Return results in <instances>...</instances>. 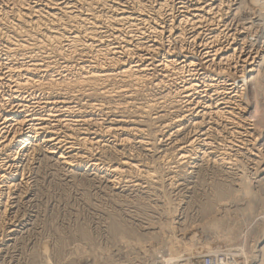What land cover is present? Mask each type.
I'll return each instance as SVG.
<instances>
[{"label": "bare ground", "instance_id": "1", "mask_svg": "<svg viewBox=\"0 0 264 264\" xmlns=\"http://www.w3.org/2000/svg\"><path fill=\"white\" fill-rule=\"evenodd\" d=\"M209 2V0H0V226L5 224L13 203L23 195L20 192L22 189L19 190L26 185V182H24L25 173L22 160L25 156V165L31 164L29 161L33 160L34 153L36 152L31 151V148L32 150H38L37 152L41 151L42 154L44 153L50 159L52 158L55 162L57 161V164L61 163L65 169L81 168L87 171L89 169L104 173L103 175L107 176V182L113 185V187L119 183L120 176L124 170L140 169L142 162L139 164L140 161L136 162L131 158L125 157L123 154H125L124 151L127 150L126 147L128 146H126L125 141L130 142L132 134H135L134 131L139 134L142 128L140 129V125L136 123L137 120L135 118L133 121H128L132 119L131 116L129 118V113H126L129 119L126 118V115L123 113L126 110L122 111L120 106L124 108L126 103H134V100L133 102L128 101V99H134V96H131V94L135 95L133 90H128V86L132 85H129L130 82H135L134 84L139 85L140 83L138 82L140 81L149 82L151 77L156 75V72L162 78L158 80L160 81L158 83L161 84V87L168 89L166 91L170 94L168 95L167 93V100L172 98L170 102L176 109L173 110L172 108V112L170 109L171 113L168 110L170 113H168V119L159 118L156 120L155 118L157 117H153L149 120V122L151 121L149 124L152 127L151 129L154 128L156 131L155 138L157 136L162 138H165L163 136L169 137L173 134V130H181V125L185 127L189 123L191 124L189 126L192 127L182 135V141L180 138H178L180 141L177 140L176 137V140L179 141L178 144L174 143L177 142L176 140L174 142L172 141L173 139L171 140L173 142L172 145L175 144L171 148L175 150L171 149L170 151L169 146L167 147L169 149L161 151L157 164L164 165L168 157H171L172 160L174 156L178 157L173 161L176 163L174 166L169 167L168 161L166 162L168 175L175 172V167H177V170H181L179 164L186 163L184 166L190 168L201 155L203 156V146L206 141L203 142L204 144L200 142L209 134H206L202 140L203 131L200 132L201 130L198 128L202 121L199 118H203L202 114L205 113L206 107L207 109L209 107L215 115L219 114V117L224 112L230 115L228 119H224L228 124L232 125V127L228 126L227 129L236 128V125L239 124V122L236 124L237 121H233L234 119L232 118L234 116L236 118V115L240 113L236 109H239V111H242V109L244 111H251V117L254 118L253 121L255 122L251 128V133L247 130L251 136L249 134L246 136V134L245 137L247 139L243 137L247 142H251V137L253 138L255 134L264 131V108H259V104L257 105L259 103V99L257 100L259 95L264 99V56L261 54L259 60L253 63L252 59L254 57L252 58L251 55V57L247 55L250 52L246 54L243 51L237 52V46L246 44L249 38L248 35H250V29L255 21L253 17L256 16L253 13L255 9L253 10L254 7L252 6L254 2H250L251 5L247 6L251 8L248 12V8L245 10L246 12L242 13L240 12V7L236 6L238 10L235 16L237 14L241 17L239 20L242 21L238 24L239 30L236 33H232L231 37L230 34L225 33L226 31H223L222 33L224 34L220 35V28L218 29L217 25L210 28V32L200 39V34L204 30H208L205 27L210 24H217V18L219 19L222 16L219 10L217 11L219 15L211 12L212 8ZM238 4L240 3L238 2ZM217 8L220 9V7ZM261 10L258 8L256 12L262 13ZM177 11H180L181 14L179 15ZM175 12L177 15H175ZM134 31L138 33L137 36L132 34ZM198 43L199 47L202 48L200 50L192 47L194 45L197 47ZM240 55L244 58L240 59ZM238 59L239 61L241 60V63H239ZM210 62L212 63L211 66H217V69L215 67L211 68L214 76L205 74L206 67H210L208 66ZM73 63L75 64L73 65ZM209 70L206 73H211ZM225 72L227 75L224 76L223 73ZM167 77L168 79L165 80L164 78ZM206 77H208L209 81L207 84L209 92H211L212 96H216L215 100L213 99L214 103L212 102L210 105L206 104L207 106L205 107L204 105L202 107L199 101L187 104L177 102V104L181 105H173L177 100H174V98L177 97L180 99H178L179 101H188L183 99L189 98L193 94L191 93L192 91L197 93V89L200 87L198 85L199 80L205 81ZM143 84L142 82L141 85ZM154 85L157 86V83ZM134 86L135 88L137 87L136 85ZM132 88L134 89V87ZM204 90L206 89L202 87L200 91ZM245 90L248 91V97L244 95L246 93ZM129 91L131 94H129ZM153 91L155 92V90ZM163 95H166L164 90ZM82 96L90 98L89 100L86 97V100H89L87 104L85 103L86 105H82L81 101L78 102L80 98H83ZM120 98L122 102L119 103L118 107H116L118 103L117 105H111L110 102L119 101ZM143 99L145 97H142ZM142 100L139 101L140 104ZM242 101L245 103V107L244 105L241 106ZM121 103L125 105L122 104V106ZM155 104L152 105L154 107L153 110L159 107L158 105L155 106ZM221 104H234L238 107L228 105L227 108H230V110L224 109L225 111H223L222 109L226 105L220 107ZM135 105L137 106L138 104ZM145 105H141V108H139L140 105L137 107L143 111L142 106ZM127 106L126 108H128ZM137 107H134V110ZM165 108L167 109V107ZM158 109L160 110V108ZM128 110H130V107ZM138 111H136V114L134 112L133 115L138 116ZM147 115L149 117V114ZM98 116H104L103 119L107 117L108 122L104 123L101 121L104 125H100V128L95 129L94 127H96L97 123L100 124ZM163 116L165 115L163 114L160 117ZM216 117L218 118V116ZM203 121L201 124H203ZM143 130L145 131L146 129ZM152 131L151 133L154 134ZM219 132L217 131V133ZM233 132L236 131L234 129L230 131V133ZM121 134L122 136L125 135V137H121L120 139ZM108 136L114 138L118 136V140L122 141L123 144L120 143L123 146L115 150L119 156L116 163L107 164L106 162L105 165L102 164L103 166H101V163L97 161L99 158H95L94 153L90 154V152H92L94 144L109 142ZM150 138L147 136L148 142L151 140ZM134 139H137L134 143L137 147L140 146L147 149L145 137L138 135ZM129 146L131 147V145ZM248 150L250 149L248 148ZM156 152L158 154V151ZM223 152L224 150L222 152H217L216 150H209L207 152V155L212 159L214 164L219 165V168L221 165L224 167V165L232 162H230V157L226 156L227 153ZM204 154L206 155V153ZM209 157L207 158L206 156L207 159ZM169 161L171 162V160ZM227 166L225 167L227 168ZM154 167L158 166L153 165V169ZM147 169L150 171L149 168ZM147 169L143 175L147 174L148 179L151 171L148 173ZM162 169L164 170V168ZM140 172H138L139 175L141 174ZM99 175L101 176V174ZM152 176L153 178L155 177L154 174ZM258 180L261 183L264 180V176ZM221 186L218 184L215 188L214 194L216 195L214 196L221 197V199L222 197L227 198L224 195H228L227 193L230 190H228V187L224 188L225 185ZM218 200L219 198H217ZM201 206H199L200 209L202 208ZM210 206L212 207L208 203L206 207ZM203 209L204 212H210L205 211L207 210L205 207ZM109 223L108 228L112 234L125 229V225L118 220L112 219ZM232 235L234 234L232 233ZM246 236V232L242 235L239 233L236 236L237 239L231 240L227 244V249H234L233 253H231L234 256L232 259H234L235 263H233L264 264V229L258 236V241L256 240L258 245L256 253L250 249ZM195 247L201 246L191 244L185 247L184 250L192 252L191 255L194 258H201L206 254L217 256V254L226 250H223L222 246L215 245L213 248L203 246L201 247L203 248L202 250L195 252L196 250L193 251ZM209 248L213 250H208ZM162 256L161 258L159 257L158 261L154 260L150 264H179L176 262L178 261V257L172 256L169 258L165 255ZM201 260L192 263L202 264L204 259L202 262ZM218 264H227V262L219 259Z\"/></svg>", "mask_w": 264, "mask_h": 264}, {"label": "rangeland", "instance_id": "2", "mask_svg": "<svg viewBox=\"0 0 264 264\" xmlns=\"http://www.w3.org/2000/svg\"><path fill=\"white\" fill-rule=\"evenodd\" d=\"M209 1L212 8L211 12H214L213 14L215 15H219L217 14V11L219 10V13H222V16L220 15L222 19L217 16L219 17V19L217 18V24H210L206 26L205 29L208 30H204L205 33L203 32L204 34H200V39L203 38L206 33L210 32V28L216 27L217 25L218 29L220 28L222 30L223 28L222 31L219 29V31L221 32L220 35L224 34L222 33L223 31H226L225 33L228 35L230 34L231 37L232 33H236L237 30H239L238 24L240 23V21H242L239 20V18L241 17H239L237 14L235 16L236 11L238 10L237 7H240V12L243 13L246 12L245 10H247L248 8L247 6L251 5L250 2L255 3L252 4V6L254 7L253 10H255L254 12H251L256 15L253 16L255 20L254 23L256 24L254 25L253 23L250 29V35H248L249 38L246 41V44L243 45L244 47L242 45H240L242 47L237 46V52L243 51L244 54L250 52L247 55L249 57L252 56V58L254 57L252 59V62L254 61L253 63H256L261 57V54L262 56H264V0ZM245 1L247 2V4ZM238 2L240 4H238ZM258 2L259 4L256 5V3ZM261 2L263 3V5ZM216 6L220 7V9ZM215 7L216 9L214 10ZM256 8L262 9V13H257ZM249 9L251 8L249 7L247 12L249 11ZM177 13L179 15L181 14L180 11H177ZM177 13L175 12V15H177ZM132 34H135L136 36L138 35V33L135 31ZM229 41L231 42V40ZM192 47H195V49L197 48L198 50L202 49L199 47V43L197 44V47L196 45ZM242 58L244 57L240 55V59ZM249 59L251 60V58ZM239 63H241V60L239 61ZM74 64L75 63H73V65ZM209 64L208 66L210 67H206V71H208L209 69V71H211L215 67L211 66V62ZM215 68L217 69V66ZM206 71V75L214 76L212 74L213 70L211 71V73H206ZM156 75H153L149 82H138L140 83V85L134 84L135 82H130L129 85L132 84L133 86L130 85L128 87L130 88L132 86L134 87V89L131 87L130 89L128 88V90H133L135 92V95H132L129 91V94H131V96H134V99H128V101L133 102L134 100V103H126V105L124 103H121V105L123 104L125 105V107L123 108L120 106V109L122 111H127H123V113L126 115L125 117L130 118L131 116L132 118H128L129 120H126L133 121L135 118L137 120L136 123L140 125V129L142 128L141 133L139 134L134 131L135 134H132L130 142L125 141L126 146L131 145V147L129 146V148L127 146V150L124 151L125 154L123 155L135 160L136 162L140 161L139 164L142 162V167H140L141 170H124V172L120 176L119 183L116 184L117 186L115 185L113 187V185L107 182L108 179L106 180L107 176L103 175L104 173L95 172L94 170L89 169L87 171L81 168L65 169V167H63L61 163L57 164L58 162H55L54 159H50V157L44 155V153L42 154L41 151L37 152L38 150H32V148L31 151L36 152H33V160L29 161L31 164L28 163L27 165H25V156L23 157L22 163L24 165L23 168L25 173L24 182H26V185H24L23 188L21 187L19 189H22L20 192H22L21 194L23 195H21V198L18 199L19 201L16 199L15 203H13V207L8 214L9 216L5 220V224L3 226H0V238L2 237L0 243V264H150L154 260L158 261L159 257L161 258V255L168 256L169 258H171L172 256L178 257V261L176 262H178L179 264H190L192 262L194 263L197 260H203L206 256L213 255L206 254L204 255V257L194 258L191 255L192 252L184 250L185 247L191 244L210 248H213L215 245L222 246L221 248H223V250H226L217 254L216 257L218 258V260L220 259L224 262H227V264H234V259H232V257L234 258V256L231 255L234 249H227V244L231 240L237 239V234L240 233L242 235L245 234V232L247 235V243L250 249L255 253L257 252L256 249L258 245L256 240L264 229V180H262L263 182L261 181V183L260 180H258L264 176V131L262 133L255 134L253 138L251 137L252 141L247 142L245 139H243V137H245L246 134V136H248V134L251 133V128L253 126V123L255 122L253 121L254 118L251 117V111H244V109H242V111H239V109H236L237 112H240V115L237 114L236 118L235 116L232 118L234 119L233 121H237L236 124H238L239 122L238 125L241 126L239 128L238 125L234 124L237 126L236 128L227 129L228 126L232 127V125L228 124V122L224 119H228L230 115L224 112L222 113L223 115H220L219 117V114L215 115L214 113H212L209 107L208 109L206 107V110H204L205 113L202 114L203 118H199V120L202 119V121L204 119L203 124H201V121L200 127L198 128L201 130L200 132L203 131L201 136L202 140L204 139V136L206 134H209L208 136L206 135L205 139L200 142L202 144L206 141L205 144L203 143L204 146L201 145L205 150H203V156L201 155L204 160L200 156V158L198 159L199 162L197 160V163L195 162L194 164H192L193 166L190 168H186L184 166L186 163H181L182 165L179 164L181 170L179 169V167V170H177V167H175V172L168 175V172L166 170L168 169L166 162L168 161L169 167L174 166L176 165V163H174L173 161L178 157L172 156L173 160L171 157H168L165 164L163 163L164 165L157 164V161L159 160L158 157L163 150L170 148L169 150L171 151V146L175 145H172V143L174 142V140H176V137L177 140H179L178 138H180V140L182 141V135H184L186 131H189L191 127L189 125L191 124H186L187 127L189 126L188 128L181 125V130H178L179 132L173 130V134L169 137L163 136L165 138H162L160 136H157L155 138L154 135L156 134V131L154 128L151 129L152 127L151 125H149L151 121L149 122V120H151L153 117H157L155 118L156 120H158L159 118L168 119V115L176 109L170 102L172 98L167 100L168 95H170L167 92L168 89L161 87V84L158 83L160 82L158 80L162 79L160 78L161 76L158 75V72H156ZM223 75L225 76L227 75V73L225 72L223 73ZM207 78L208 77L205 78V81L199 80V82L201 81L200 83L198 82V85L200 87L198 88L199 90L197 89V91L199 93L197 91V93H195V91H192L191 93L193 94L189 96V98L183 99L188 101H179L180 99L178 97L174 98V100H179H176L173 105L176 104L178 106L182 103L187 104L190 102L195 103L194 101H199V104L202 107L203 105L205 107L207 105H210V103L212 102L214 103V98L216 96H212L211 92H209L207 88V84L209 81ZM164 79L167 80L168 77ZM142 82L144 83L143 85H141ZM153 82L154 84L157 83V86L159 87L152 84ZM134 85H136L137 87L135 88ZM202 87L203 89H206L204 90L205 93L204 91H200ZM140 90H143L144 92H141ZM153 90H155V92ZM163 90L166 95H163ZM157 91L160 92L157 93ZM245 91L246 93H244V95L248 97V91ZM150 94H152L153 96H149ZM210 95L212 96V99ZM141 96L143 98L145 97L146 100H142ZM158 96L160 99L162 97L163 98L160 100ZM86 97H83L84 99L80 98L78 102L81 101L80 103L82 105H86L87 101L90 100L89 97H87V99L89 100H86ZM121 98L119 101L110 102L111 105H117L118 103V105L116 106L118 107L120 105L119 103L122 102ZM165 98L167 101L165 100ZM141 100L142 102L140 104L139 101ZM252 100L254 101L253 98ZM257 100L259 101V103H257V105L259 104V108H264V99L259 95ZM166 102H169V104H167ZM177 102L182 103L177 104ZM135 104H138L137 106L140 105L139 108H141V105L143 104H146L148 107L152 108H149V110L145 105L142 106V111V109H138ZM153 104H155V106L158 105L159 107L153 110ZM163 105H166L165 107H167V109ZM225 105L226 107H224ZM228 105L230 106L231 104H221L220 107H224L222 109L223 111L227 109L230 110V108H227ZM243 105L245 107V103H243L242 101L241 106ZM126 106L128 108H126ZM231 106L235 107L237 105L232 104ZM129 107L130 110H128ZM134 107H137L139 111L137 109L134 110ZM158 108H160V110ZM161 108L163 109L161 110ZM120 109L118 110L120 111ZM157 109L160 112H158ZM133 110L135 113L133 112ZM168 110L170 113L168 112ZM136 111H138V116L133 115V113L136 114ZM141 111L142 114L140 115ZM152 111L156 113L154 114V112ZM126 113H129V116ZM160 113L162 115L164 114L165 116L160 117L162 116ZM147 114H149V117ZM216 116H218V118ZM103 117L104 116L99 117L98 121L100 124L97 123L96 127H94L95 129L100 128V125H104L105 122H108L107 117H105L104 119ZM240 119L242 120L240 121ZM101 121H103L104 123ZM144 125L146 128L144 127ZM209 125L214 129L212 127L211 129ZM217 125L220 126L218 127ZM143 129H146V132ZM207 129L210 131H208ZM233 129L236 131L233 132L234 135L233 133H230V131ZM152 130H154L155 132ZM247 130L249 131V133ZM142 131H144L145 133H142ZM151 131L154 134H152ZM217 131L220 132L217 133ZM214 132H216L218 136L216 135V133L215 136ZM146 133L148 138H150L151 136L154 137H151V140H149V142L147 141L148 139ZM135 135H142L146 138V142L148 143H146V147L149 150H147L145 147H137V145L134 144L137 140L134 139L135 137H137ZM249 135L251 136V134ZM108 137L109 142H101L102 145L100 142L99 144H94L92 146L93 150L91 149L92 152H90V154L94 153L95 158H99V160L97 161L101 163V166L105 165L106 162L107 164H114L113 162L116 163L119 156L117 155V151L115 150H118L117 148L123 146L122 141L118 140V136L115 137L116 139L114 137ZM121 137L124 138L125 135L122 136L121 134L120 139ZM245 138L247 139V137ZM118 141L122 144L120 143V145ZM179 141L174 143L178 144ZM95 145H97V148L95 147ZM98 145L100 146V148ZM106 145H109L110 147H108L110 149ZM148 145L151 146L149 147ZM113 146L115 149L113 148ZM246 147H248L250 150H248V148ZM172 150L175 149L173 148ZM206 150H216L217 152H222L224 150L223 153H227L226 156L230 157V162L232 161L233 163H228L224 165V167L223 165H221V167L219 168V165L214 164L212 159H210V157L207 155L208 151L206 152ZM156 151H158V154ZM204 153H206V155ZM206 156L207 158L209 157V159H207ZM44 157H46L47 159H44ZM168 159L171 160V162ZM153 165L158 166L159 168L154 167L153 169ZM165 165L166 167H164ZM225 166H227V168ZM161 167L164 168V170ZM144 168L145 170L149 168L151 172L147 169L148 173L150 172V175L151 173L152 175H155L154 178L152 175V177L148 175L150 177H148L150 181L147 179V174L143 175V173H146ZM160 168L162 171L160 170ZM90 171L93 173H91ZM134 171L136 172L134 173ZM138 172L141 173V177ZM99 174H101V176ZM172 175L174 176L171 178ZM102 176L105 177L103 178ZM218 184H220V186L225 185L224 188L228 187V190H230V192L232 190L231 194L228 191V195H224V197L227 198L222 197L223 200L221 199V197L214 196L216 195L214 194V191ZM258 187L260 192L258 191ZM217 198H219L218 201ZM208 203L212 205V207L210 206L212 210H209L210 207H206ZM199 206H201L202 208L200 209ZM203 207L207 209L205 211L210 212H204ZM112 219L118 220L122 224H124L125 229L116 232V234H112L108 228L110 224L109 222H111ZM10 230L12 231L9 232ZM232 233L234 235H232ZM85 235L86 237H84ZM201 247H195L193 251L196 250L195 252H198L199 250L203 249ZM210 248L208 250H213Z\"/></svg>", "mask_w": 264, "mask_h": 264}, {"label": "built area", "instance_id": "3", "mask_svg": "<svg viewBox=\"0 0 264 264\" xmlns=\"http://www.w3.org/2000/svg\"><path fill=\"white\" fill-rule=\"evenodd\" d=\"M202 264H218V258L214 255L206 256Z\"/></svg>", "mask_w": 264, "mask_h": 264}]
</instances>
